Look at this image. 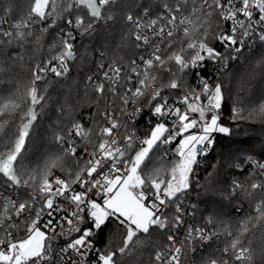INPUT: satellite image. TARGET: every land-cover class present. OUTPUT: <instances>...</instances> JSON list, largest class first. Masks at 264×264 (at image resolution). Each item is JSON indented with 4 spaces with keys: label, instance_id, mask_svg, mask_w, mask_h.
<instances>
[{
    "label": "snow or ice",
    "instance_id": "1",
    "mask_svg": "<svg viewBox=\"0 0 264 264\" xmlns=\"http://www.w3.org/2000/svg\"><path fill=\"white\" fill-rule=\"evenodd\" d=\"M10 13V6L0 12L8 61H22L30 47L48 55L28 82L0 85V264H125L145 252L151 264H182L190 241L209 238L183 218L192 176L214 134L230 132L222 85L202 70L226 66L249 42L264 44V0H30L4 28ZM102 26L113 29L106 37L112 58L105 63L106 52L97 51L98 75L86 77L83 97L77 89L76 98L69 92L55 101L51 149L29 160L26 144L55 90L49 76L66 78L78 59L77 37H95ZM128 49L136 54L125 61ZM84 97L93 111L80 117ZM144 115L141 137L136 124ZM252 117L264 120V102L247 116L233 108V119ZM245 164L247 184L234 178L232 190H251L252 213L228 233L223 258L208 264L253 260L246 236L264 220V163L249 157L236 167L243 172ZM181 227L186 235L178 240ZM106 228L109 240L97 247Z\"/></svg>",
    "mask_w": 264,
    "mask_h": 264
},
{
    "label": "trees",
    "instance_id": "2",
    "mask_svg": "<svg viewBox=\"0 0 264 264\" xmlns=\"http://www.w3.org/2000/svg\"><path fill=\"white\" fill-rule=\"evenodd\" d=\"M144 3L152 0H143ZM11 7V13L7 17V28L11 22L27 12L30 0H0V12ZM113 33V29L108 26L99 28L95 37H77L78 59L70 65L71 71L66 78H54V88L51 92V102L48 110L45 111L36 122L31 135V140L27 142L25 155L29 160L40 161L51 149L47 138L48 129L51 123L56 121V113L52 108L55 101L63 99L69 92L73 97L79 95L83 97V84L88 75L97 74L96 62L99 57L97 51H105L108 62L112 58V47L110 42H106ZM220 48V45H217ZM223 51V49L221 48ZM10 50L5 48L0 50V85L5 81H16L26 83L31 79L35 66L48 55L46 48L33 51L30 47L23 54L24 59L12 65L7 56ZM125 61L133 57L135 49H128L121 53ZM224 63V62H223ZM226 68L222 80V92L224 101L221 109L222 124L230 129L229 133H215L214 145L211 152L203 158V165L200 168L199 176L192 181V188L187 193L184 204L189 205L192 214L190 219L201 226L209 225L207 221L211 218L214 223L210 225L216 232V244L205 246L194 257L195 264H208L213 257L223 258V249L227 247L232 237L229 232L235 233L236 225L252 213L251 197L248 192L240 189L232 190L233 179H238L247 184L246 178L252 171L249 165H244V171L237 169L236 165L241 164L249 157L264 163V120L259 117L251 119H233V108L243 110V115L257 107L260 102H264V44H258L254 49L245 50L236 59L226 62ZM10 70V75H5V70ZM63 94V95H62ZM91 93L89 92V95ZM88 98L84 97L78 109L80 117H87L92 113L89 108ZM87 123V120H85ZM138 134L143 137L149 125L137 122ZM54 174L61 175L59 170H54ZM259 197L260 193H256ZM254 227L250 225L246 239L251 241L250 247L253 249V260L251 264H264V220L253 221ZM111 226H109L110 228ZM109 228L97 237V244L102 246L109 236ZM154 240L163 243V238L157 233ZM114 242V241H113ZM125 264H149L150 254H132L123 258ZM191 261V260H189Z\"/></svg>",
    "mask_w": 264,
    "mask_h": 264
},
{
    "label": "built area",
    "instance_id": "3",
    "mask_svg": "<svg viewBox=\"0 0 264 264\" xmlns=\"http://www.w3.org/2000/svg\"><path fill=\"white\" fill-rule=\"evenodd\" d=\"M6 25H7L6 23L3 25L4 28H7ZM258 44H260V42L258 40L255 43L249 42V45L245 47V49L242 51V53L245 50L254 49ZM242 53L238 54L237 57L241 56ZM227 67H228L227 63L225 66V64L223 62L220 64H217L215 62H210L203 68L202 71H203V74L206 75L212 83H220L221 84L222 76H223ZM148 119H149V117L147 115H144L143 117L139 118L137 122H143V123L148 124ZM211 149L209 150L208 153L211 152ZM204 157L205 156H201L199 158L198 165L196 166L194 174L192 176V181H193V179H195L199 176L200 168L203 165V158ZM185 208H186V214L184 215L183 218L186 221V224L192 225L194 227H204L206 229V235L209 237L208 239H205V240L193 239L192 241H190V246H188L184 249L183 255H182V264H195L194 257L196 256V254L201 249H203L207 245L217 243L216 232L210 224L206 225V226H201L200 224H196L194 222V220L190 219L189 214H192V212H191V209L189 208V205L188 206L185 205ZM176 235H177L178 240H182L184 238V236L186 235L185 227H181L180 230L176 233ZM97 247H100V246L97 244ZM189 260H191V261H189ZM149 264H151V263H149Z\"/></svg>",
    "mask_w": 264,
    "mask_h": 264
}]
</instances>
